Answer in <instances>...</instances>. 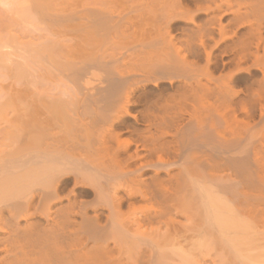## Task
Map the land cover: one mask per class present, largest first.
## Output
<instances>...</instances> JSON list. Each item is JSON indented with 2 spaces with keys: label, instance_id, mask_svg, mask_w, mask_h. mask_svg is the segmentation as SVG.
Segmentation results:
<instances>
[{
  "label": "bare ground",
  "instance_id": "bare-ground-1",
  "mask_svg": "<svg viewBox=\"0 0 264 264\" xmlns=\"http://www.w3.org/2000/svg\"><path fill=\"white\" fill-rule=\"evenodd\" d=\"M1 2L0 264H264V0Z\"/></svg>",
  "mask_w": 264,
  "mask_h": 264
},
{
  "label": "rangeland",
  "instance_id": "rangeland-1",
  "mask_svg": "<svg viewBox=\"0 0 264 264\" xmlns=\"http://www.w3.org/2000/svg\"><path fill=\"white\" fill-rule=\"evenodd\" d=\"M14 11L15 10H12V8H6V6H4L0 0V104H2L4 102L3 100L5 99L2 95V88L12 82L11 79V82L9 81V78L6 74V61L10 58L13 59L17 57V55H20L22 44L32 42L34 43V41L36 44L40 43L41 40L38 41V38L40 37L39 33H43L38 31V29H34L33 27L30 28L29 26L27 27L25 24L23 25L18 15H16V11ZM41 28L42 27H39V29ZM26 29L27 31H25ZM1 127L2 124L0 121V133L2 129ZM0 135H2V133Z\"/></svg>",
  "mask_w": 264,
  "mask_h": 264
}]
</instances>
